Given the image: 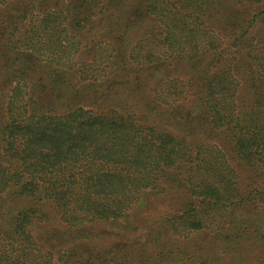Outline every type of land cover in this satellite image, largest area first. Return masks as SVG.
<instances>
[{
    "label": "trees",
    "instance_id": "trees-1",
    "mask_svg": "<svg viewBox=\"0 0 264 264\" xmlns=\"http://www.w3.org/2000/svg\"><path fill=\"white\" fill-rule=\"evenodd\" d=\"M0 264H264V0H0Z\"/></svg>",
    "mask_w": 264,
    "mask_h": 264
},
{
    "label": "rangeland",
    "instance_id": "rangeland-1",
    "mask_svg": "<svg viewBox=\"0 0 264 264\" xmlns=\"http://www.w3.org/2000/svg\"><path fill=\"white\" fill-rule=\"evenodd\" d=\"M154 213V210L152 211V210H147L146 209V212L145 213ZM81 233H83V234H87V232H81ZM80 232H76V233H72L71 234V236H77V235H79V234H81ZM132 238H140V239H145V231L143 230H141L140 232H139V234H137V235H132Z\"/></svg>",
    "mask_w": 264,
    "mask_h": 264
}]
</instances>
